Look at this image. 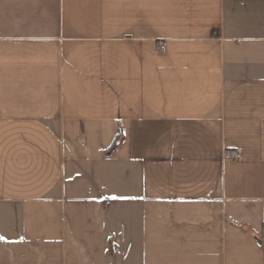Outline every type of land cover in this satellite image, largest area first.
Here are the masks:
<instances>
[{"label":"crops","instance_id":"obj_1","mask_svg":"<svg viewBox=\"0 0 264 264\" xmlns=\"http://www.w3.org/2000/svg\"><path fill=\"white\" fill-rule=\"evenodd\" d=\"M0 237V264H264V0H0Z\"/></svg>","mask_w":264,"mask_h":264},{"label":"built area","instance_id":"obj_2","mask_svg":"<svg viewBox=\"0 0 264 264\" xmlns=\"http://www.w3.org/2000/svg\"><path fill=\"white\" fill-rule=\"evenodd\" d=\"M158 49H163L164 44L163 42H158L157 44ZM225 157L231 158L233 160H239L241 158V154L238 150H227L225 151Z\"/></svg>","mask_w":264,"mask_h":264},{"label":"trees","instance_id":"obj_3","mask_svg":"<svg viewBox=\"0 0 264 264\" xmlns=\"http://www.w3.org/2000/svg\"><path fill=\"white\" fill-rule=\"evenodd\" d=\"M122 139H123L122 130H121V128H119L117 135H116V138H115L111 148H114L116 145H118L122 141Z\"/></svg>","mask_w":264,"mask_h":264},{"label":"snow or ice","instance_id":"obj_4","mask_svg":"<svg viewBox=\"0 0 264 264\" xmlns=\"http://www.w3.org/2000/svg\"><path fill=\"white\" fill-rule=\"evenodd\" d=\"M0 239H3V237H0Z\"/></svg>","mask_w":264,"mask_h":264}]
</instances>
